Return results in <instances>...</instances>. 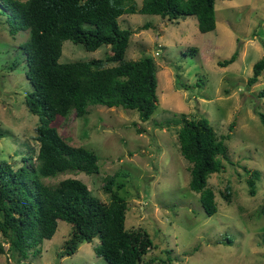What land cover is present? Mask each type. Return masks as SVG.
I'll return each mask as SVG.
<instances>
[{"label":"rangeland","instance_id":"1","mask_svg":"<svg viewBox=\"0 0 264 264\" xmlns=\"http://www.w3.org/2000/svg\"><path fill=\"white\" fill-rule=\"evenodd\" d=\"M214 7L216 25L209 31L198 29L193 14L169 19L132 12L118 18L122 27L132 30L125 58L149 55L155 63L158 103L149 119H140L135 108L92 103L83 116L71 111L53 120L69 142L96 152L99 169L65 171L44 180L73 176L78 200L91 194L108 202L104 176L115 173L114 187L122 184L119 193L128 202L125 226L141 227L153 244L141 264L264 262V126L258 114L264 112V96L258 95L264 88V69L257 81L247 84L253 63L264 54V0H215ZM9 27L0 0V161L17 167L35 164L39 116L26 104L32 85L20 44L30 31L11 33ZM108 48L101 44L88 50L65 39L59 61L103 57ZM237 48L235 60L218 64ZM182 113L203 115L217 135H229L224 138L228 149L221 157L223 167L208 177L217 205L212 214L189 186L190 162L179 149V124L165 123ZM253 169L259 170V177L251 195L246 179ZM70 229L68 220L58 219L52 237L43 239L40 254L17 262L4 242L0 264H109L94 251L97 237L62 253Z\"/></svg>","mask_w":264,"mask_h":264},{"label":"trees","instance_id":"2","mask_svg":"<svg viewBox=\"0 0 264 264\" xmlns=\"http://www.w3.org/2000/svg\"><path fill=\"white\" fill-rule=\"evenodd\" d=\"M215 0H1L8 15L9 29L16 33L29 29L28 38L21 42L26 75L32 88L26 94L30 111L37 113L35 138L38 141L35 164L0 161V253H8L17 261L30 254L39 255L44 238L56 231L58 219L71 223L62 253L75 250L81 240L99 239L94 246L109 264H141L152 241L141 227H126L127 200L115 185V173L104 176L103 189L109 201L103 202L88 194L75 197L77 179L66 176L57 182L45 181L61 172H97L98 155L84 145L69 142L53 124L57 116L71 111L83 116L92 103L121 105L138 110L142 120L150 118L158 103L157 76L151 56L126 59L125 52L132 30L122 27L123 13H154L169 19L189 14L197 18L200 31L216 25ZM70 39L86 49L107 44L103 57L88 60L59 61L62 42ZM195 51V48L191 47ZM190 53V52H189ZM238 48L217 62L226 65L238 56ZM193 54V53H191ZM16 63L12 64V68ZM264 69V54L253 63L247 84L257 81ZM264 96V88L259 90ZM264 126V112H258ZM179 124L177 139L181 154L190 162L189 186L199 193L208 214L216 211L215 194L208 177L223 167L227 153L224 138L217 135L205 116L166 119ZM28 159V157H23ZM259 170H251L246 181L254 195ZM264 212V203L261 206ZM264 264V262L262 263Z\"/></svg>","mask_w":264,"mask_h":264}]
</instances>
